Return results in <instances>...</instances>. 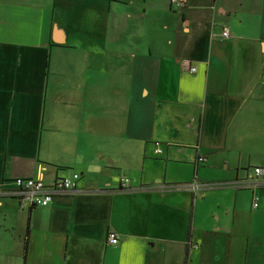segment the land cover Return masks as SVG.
<instances>
[{"label": "crops", "instance_id": "obj_1", "mask_svg": "<svg viewBox=\"0 0 264 264\" xmlns=\"http://www.w3.org/2000/svg\"><path fill=\"white\" fill-rule=\"evenodd\" d=\"M255 166L264 0H0V264H264V186L227 184Z\"/></svg>", "mask_w": 264, "mask_h": 264}, {"label": "built area", "instance_id": "obj_2", "mask_svg": "<svg viewBox=\"0 0 264 264\" xmlns=\"http://www.w3.org/2000/svg\"><path fill=\"white\" fill-rule=\"evenodd\" d=\"M171 4L176 5L178 8L184 6V0H170ZM224 37L229 36V30L224 29L222 32ZM184 66L188 67L191 73L197 71V67H192L189 61L184 62ZM163 148L158 146L156 148V153L161 154ZM206 158L200 156L198 161L203 162ZM80 178L79 173H74L71 177L58 178L52 184L45 183L42 179L36 177H23L16 180L17 187L12 190H8L3 193L7 196L15 197L21 201L23 205H28L30 207H45L50 205L56 196L64 195L73 191L76 181ZM227 184L235 185L241 188L253 187L256 185L264 186V166H255L253 168V175L249 179L237 180L235 182H229ZM122 189L129 190L131 188V180L128 177H123L121 180ZM226 185L225 183H205L197 179L191 180L187 183L175 184L171 187L174 188H185L191 191L193 194L197 195L201 190L219 186ZM259 205L258 200L254 201V206ZM108 241L112 245H116L120 241V237L117 233H109Z\"/></svg>", "mask_w": 264, "mask_h": 264}, {"label": "trees", "instance_id": "obj_3", "mask_svg": "<svg viewBox=\"0 0 264 264\" xmlns=\"http://www.w3.org/2000/svg\"><path fill=\"white\" fill-rule=\"evenodd\" d=\"M63 167H58V169H61ZM27 245H28V240H26L25 242V247H24V255L26 256V253H27Z\"/></svg>", "mask_w": 264, "mask_h": 264}]
</instances>
